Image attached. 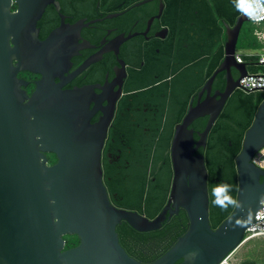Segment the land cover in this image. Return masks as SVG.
<instances>
[{"label":"water","instance_id":"obj_1","mask_svg":"<svg viewBox=\"0 0 264 264\" xmlns=\"http://www.w3.org/2000/svg\"><path fill=\"white\" fill-rule=\"evenodd\" d=\"M51 2L0 0V264H175L180 259L182 264H218L241 245L264 197V169L250 161L264 144V99L235 157L240 206L214 229L204 158L194 154L205 145L223 101L248 74L246 63L235 59L238 32L247 21L240 3L235 24L226 25L224 58L205 86L230 65L239 76L226 84L216 103L204 101L190 108L177 126L169 196L149 219L114 206L103 185L100 153L109 114L91 123L81 90H63L54 81L55 71L65 62L62 50L54 46L67 27L61 24L39 38L37 21ZM20 70L41 75L30 95L20 88L26 83L17 77ZM207 112L210 118L194 141L187 126ZM45 153H53L56 161L49 164ZM179 207L186 211L188 227L162 255L143 263L125 251L117 224L125 221L137 231L156 230ZM67 234L78 237L75 246L65 248Z\"/></svg>","mask_w":264,"mask_h":264},{"label":"flooded vegetation","instance_id":"obj_2","mask_svg":"<svg viewBox=\"0 0 264 264\" xmlns=\"http://www.w3.org/2000/svg\"><path fill=\"white\" fill-rule=\"evenodd\" d=\"M223 1L54 0L57 5L47 4L37 21L40 39L61 24L67 27L54 46L65 57L54 81L63 90H81L80 99L88 105L91 123L109 114L100 166L114 206L132 210L118 205L130 198L144 202L152 187L168 182L156 215L161 211L173 178L171 143L177 126L190 108L204 101L213 105L226 84L238 78V70L230 65L205 86L224 58L226 25L232 27L240 14L233 21L230 12L215 19V8L219 10ZM231 1L238 8V1ZM242 33L243 23L237 41ZM17 77L26 82L20 88L30 95L41 75L20 70ZM237 86L214 117L205 145L194 151L204 162L207 140L222 138L229 131L231 102L241 90ZM209 118L210 113H203L188 124L194 141ZM55 161L56 156L48 163ZM134 187L140 188L131 195ZM207 190L209 199L208 176ZM149 232L130 230L127 237L133 252L128 254L143 263L150 256Z\"/></svg>","mask_w":264,"mask_h":264},{"label":"trees","instance_id":"obj_3","mask_svg":"<svg viewBox=\"0 0 264 264\" xmlns=\"http://www.w3.org/2000/svg\"><path fill=\"white\" fill-rule=\"evenodd\" d=\"M238 1V0H237ZM231 0L223 1V5L218 10L215 8L214 18L217 19L222 13L233 14L234 17L240 10L232 4ZM244 28V23H243ZM238 48L245 50H257L262 47V43L252 33L250 35H241L238 39ZM243 62L246 63V68L249 73H264V63H259L256 55H243ZM235 100L231 102L229 109L230 127L229 131L222 138H209L207 140V149L205 153V166L208 176L209 189V223L211 227L216 228L233 210L234 204H228L227 210L219 207L214 203L218 198H231L236 202V195L238 190L237 170L235 164V157L241 149L242 139L245 130L250 126L258 105L264 98V93L256 94L255 91L238 90L233 97ZM46 154V153H45ZM48 161L55 160L53 154L47 153ZM162 177V176H161ZM168 182L160 183L156 189L152 187L149 191L148 197L142 202L139 199H128L118 206L136 210L138 213L146 215L148 218H153L166 197ZM140 187L131 188V195ZM223 192H218L219 189ZM135 190V191H134ZM188 227V217L186 212L181 209L178 215H173L171 218H166L161 227L156 230H151V245L149 250V257L146 262H151L162 255L177 239L182 235ZM130 230L133 229L125 221H121L116 225L118 239L122 247L127 253L130 251L129 241L127 240ZM65 240V248L75 246L79 239L74 234H67L63 236ZM259 238V237H258ZM255 239V238H252ZM247 240L249 242L250 240ZM246 242V241H245ZM175 264H182L181 259ZM236 264H263L251 258H245Z\"/></svg>","mask_w":264,"mask_h":264},{"label":"built area","instance_id":"obj_4","mask_svg":"<svg viewBox=\"0 0 264 264\" xmlns=\"http://www.w3.org/2000/svg\"><path fill=\"white\" fill-rule=\"evenodd\" d=\"M238 2L240 3L242 10L245 8L249 10L248 14L243 11L247 20L259 26L258 29H255L253 31V34L262 43V47L257 50L236 49L235 59L237 62H243V55H256L258 58V62L264 63V21L256 23L252 19H250V15H256L257 12H261V14H264V0H261V3L259 5L255 3V0H238ZM237 87L244 91L262 90L264 92V73L248 72V74L239 78ZM260 149H264V144L257 151H255L250 159L251 162L253 160L256 161V163L252 162L255 166H257V164L260 162H264V155H260ZM262 201H264V197ZM262 208H264V205L260 204V207L256 210L254 215L255 221L251 223L245 230L242 243L252 238L264 237L255 235V232L259 231L261 228H264V220L256 219L257 212H259ZM233 252L234 251L225 256L218 264H232L231 255Z\"/></svg>","mask_w":264,"mask_h":264},{"label":"rangeland","instance_id":"obj_5","mask_svg":"<svg viewBox=\"0 0 264 264\" xmlns=\"http://www.w3.org/2000/svg\"><path fill=\"white\" fill-rule=\"evenodd\" d=\"M259 26L250 22L244 21L243 35H250L255 29H258ZM238 43L236 44V49L238 48ZM251 258L260 263L264 264V237H259L250 240L249 242L242 243L231 255V263L236 264L237 262L245 259Z\"/></svg>","mask_w":264,"mask_h":264},{"label":"clouds","instance_id":"obj_6","mask_svg":"<svg viewBox=\"0 0 264 264\" xmlns=\"http://www.w3.org/2000/svg\"><path fill=\"white\" fill-rule=\"evenodd\" d=\"M255 3L259 5L261 3V0H255ZM243 11L248 14L249 10L247 8L243 9ZM250 19H252L254 22L259 23L261 21H264V14H261V12H257L256 15H250ZM254 86V84H253ZM260 155H264V149H260ZM253 163H256L255 160L252 161ZM257 166L261 169H264V162H260L257 164ZM218 192L222 193L223 189H219ZM53 203H55L53 201ZM216 205L219 207L227 210L228 204H234L235 207H239V204H236V202L232 201L229 197H224L223 199L218 198L216 201H214ZM261 204L264 205V201H261ZM256 219L258 220H264V208H262L259 212L256 214ZM239 224V221L237 222ZM245 226V225H241ZM256 236H264V228H261L259 231L255 232Z\"/></svg>","mask_w":264,"mask_h":264}]
</instances>
